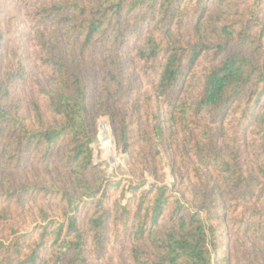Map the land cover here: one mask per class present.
<instances>
[{
    "label": "trees",
    "instance_id": "trees-1",
    "mask_svg": "<svg viewBox=\"0 0 264 264\" xmlns=\"http://www.w3.org/2000/svg\"><path fill=\"white\" fill-rule=\"evenodd\" d=\"M0 264H264V0H0Z\"/></svg>",
    "mask_w": 264,
    "mask_h": 264
},
{
    "label": "rangeland",
    "instance_id": "rangeland-1",
    "mask_svg": "<svg viewBox=\"0 0 264 264\" xmlns=\"http://www.w3.org/2000/svg\"><path fill=\"white\" fill-rule=\"evenodd\" d=\"M102 121H105L107 126L101 125ZM92 147L95 153V160L103 163L110 177H114L115 169L120 164L127 165V155L123 149L118 148L109 119L106 116L100 118L98 122V139L92 144ZM148 179L150 181L154 180L151 175H148ZM172 180L168 174L165 183L170 185Z\"/></svg>",
    "mask_w": 264,
    "mask_h": 264
}]
</instances>
